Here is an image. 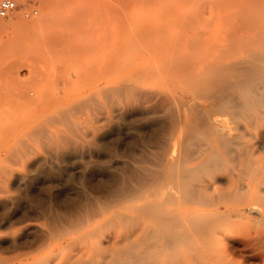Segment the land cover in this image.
<instances>
[{
	"label": "rangeland",
	"instance_id": "374dc122",
	"mask_svg": "<svg viewBox=\"0 0 264 264\" xmlns=\"http://www.w3.org/2000/svg\"><path fill=\"white\" fill-rule=\"evenodd\" d=\"M74 1L28 0L0 18V264H196L187 251L154 250L161 240L149 233L167 216L203 210L226 213L228 230L222 238L234 264H264V96L250 95L261 100L220 117L232 131L234 159L226 156L215 169L216 185L227 189L229 177L240 179L241 190L230 197L235 201L219 208L217 203L206 208L185 203L164 164L167 155L185 157V147L193 155L204 142L194 120L202 102L195 106L193 98L199 97L203 74L198 67L174 74L171 67L183 58L198 62L214 55L216 39L230 27L229 0H162L160 5L157 0ZM250 1V12H264V0ZM177 39L187 41L190 50L173 44ZM195 40L199 44H192ZM165 91L178 103L157 94ZM178 105L187 116L182 110L179 114ZM170 118L177 120L173 126ZM37 124L44 126L45 136L32 132ZM168 132L174 135L171 141ZM24 141L28 149H22ZM157 141L165 144L154 146ZM156 147L170 151L162 154ZM247 182L252 184L248 191Z\"/></svg>",
	"mask_w": 264,
	"mask_h": 264
},
{
	"label": "bare ground",
	"instance_id": "6f19581e",
	"mask_svg": "<svg viewBox=\"0 0 264 264\" xmlns=\"http://www.w3.org/2000/svg\"><path fill=\"white\" fill-rule=\"evenodd\" d=\"M73 2H75L74 0H72ZM150 1V0H149ZM168 1V0H167ZM181 1V0H179ZM157 2H159L158 4H162V0L161 3L159 0H157ZM250 0H229V11L230 12V27L228 30H226L227 33L222 35L219 34L218 38L216 39L215 42V46H216V52L214 53V55L210 58L207 57V59L202 58L199 59L201 61L198 62H194V61H178L179 63H175L176 65H173L171 67L173 73L175 71L180 72L183 71L185 69H189L193 67V70H195V67H198L197 70H199V75L202 73L203 76H199L200 80H199V91L197 92V94L199 95V99H202V101L200 100H196L198 98H196L194 95V101L197 103L195 104V106L199 105V103H201L200 105V110H196L198 112L197 115L193 118H195L194 120H196V126L201 130L202 134L204 137H202V140L204 139V142H202L199 147H197V152L193 155L191 154H187L188 152L190 153V151H188L186 153V147L184 148L183 152H185V157H184V153L183 156L178 155L180 157H174L170 155H167L168 153L166 151H168V149L166 151H164L163 153H167L166 155L169 156L166 159L164 157V164H165V171L168 168V170H172V176L173 181H172V188L175 190H178L179 192H183L184 194V198L183 200L185 201V203H193V204H198L200 207L206 208L207 206H211L215 203H217V207L219 206V204H224V203H228V202H233L235 201L234 198L230 199L232 193L235 192H239L241 189L238 188V184H240V179H236L233 180L231 179V177L228 178L227 183H228V188L225 189L224 188H220L219 186H217V173H215V169L218 168V166L227 161L226 156H229L228 159L232 160L234 159V155H233V151L232 149L229 147V144L232 142L230 138V132L228 129H226L225 125L223 124V122L225 123V121H221L220 117L221 115L223 116L225 113H230V110L234 109L236 110H240L241 112L248 109L249 106L259 102L261 99L260 98H256L254 100H251L250 95H263L264 96V12H250ZM165 3V0H164ZM156 3V5H158ZM143 5V4H142ZM150 5V4H149ZM180 5V4H179ZM125 6V5H124ZM218 6V5H217ZM256 6V5H255ZM259 6V4H258ZM167 7V5L165 6ZM123 8V7H122ZM169 8V7H168ZM167 9V8H166ZM264 9V8H262ZM162 10V9H160ZM163 11V10H162ZM161 11V12H162ZM168 11V9H167ZM261 11V10H260ZM170 12V11H168ZM29 20V19H28ZM27 20V21H28ZM70 20V19H69ZM31 24V23H29ZM28 25V24H27ZM31 26V25H29ZM28 26V27H29ZM229 26V25H228ZM227 26V27H228ZM53 32H55L53 30ZM51 32V33H53ZM220 32V31H219ZM223 33V32H222ZM49 35V34H47ZM59 36V35H57ZM61 36V35H60ZM55 37V36H54ZM77 38V36H74V38ZM57 38V37H56ZM59 40L64 37H58ZM67 39L69 37H66ZM72 38V37H71ZM54 39V38H53ZM61 39V40H62ZM56 41V40H55ZM63 41V40H62ZM94 41V40H93ZM177 41V43H176ZM183 41V40H181ZM180 40H175L173 42L176 43V45L181 47H185L186 42H181ZM191 42H193L192 40H190ZM61 42V41H58ZM68 42L69 39H68ZM81 42V41H80ZM97 41H95L96 44ZM180 42V45H179ZM198 42V40H197ZM196 40L194 41L195 44L197 43ZM200 42V41H199ZM198 42V44H199ZM208 42V41H207ZM63 43V42H62ZM78 43V42H77ZM203 43L205 42V39L203 40ZM70 44V43H69ZM73 44V42H72ZM75 44V43H74ZM190 44V42H189ZM65 45V44H64ZM80 45V43H79ZM82 45V44H81ZM87 45V44H86ZM91 45V44H90ZM89 45V46H90ZM93 45V44H92ZM175 45V46H176ZM185 45V46H183ZM196 45V44H195ZM195 45H191L195 47ZM53 46V45H52ZM85 46V44L83 45ZM97 46V44H96ZM187 46H189L187 44ZM186 46V47H187ZM72 47V46H71ZM88 47V46H87ZM99 47V46H98ZM96 47V49L98 48ZM169 47V46H168ZM69 48V47H68ZM81 48V47H80ZM86 48V47H85ZM89 48V47H88ZM87 48V49H88ZM163 48V47H162ZM189 47H187V50ZM197 48V46H196ZM195 48V49H196ZM72 49V48H71ZM83 49V48H82ZM91 48H89L90 50ZM93 49V48H92ZM99 49V48H98ZM168 49V48H167ZM173 49V48H172ZM171 49V50H172ZM65 50V49H64ZM67 50V48H66ZM74 50V49H73ZM89 50H87V52H89ZM100 50V49H99ZM164 50V49H163ZM166 50V49H165ZM170 50V49H168ZM170 50V52H171ZM71 51V50H70ZM91 51V50H90ZM98 51V50H97ZM175 51H178L177 49ZM175 51L173 50V52L175 53ZM57 52H59L57 50ZM62 52V51H61ZM75 52V51H74ZM73 52V53H74ZM84 52V51H82ZM164 52V51H162ZM169 52V51H168ZM53 53V52H52ZM72 53V54H73ZM167 53V51H166ZM178 53V52H177ZM190 53V52H189ZM89 54V53H88ZM164 54V53H163ZM162 54V55H163ZM193 54V53H192ZM191 54V55H192ZM71 55V53H70ZM78 55V54H77ZM161 55V56H162ZM168 55V54H167ZM171 56V54H169ZM177 55V54H176ZM180 55V53H179ZM186 55V54H185ZM190 55V56H191ZM69 56V55H68ZM74 56V55H72ZM81 57V55H78ZM84 56V55H83ZM169 56V59L171 58ZM174 56V55H173ZM168 57V56H167ZM176 57V56H175ZM183 57V56H182ZM189 57V56H188ZM78 57V59H80ZM153 58V57H152ZM192 58V57H191ZM97 59V57H96ZM164 59V58H163ZM166 59V58H165ZM186 60V59H184ZM64 61H66L64 59ZM70 61V60H69ZM75 62H77L74 59ZM80 61V60H79ZM99 61V60H98ZM97 61V62H98ZM176 61V60H175ZM196 61V60H195ZM63 62V61H62ZM73 62V61H72ZM60 63V62H59ZM78 63V62H77ZM72 64H70L71 66ZM74 65V64H73ZM93 65V64H92ZM22 66V65H21ZM94 66V65H93ZM171 66V65H170ZM92 67V66H91ZM55 68V67H54ZM87 68V67H86ZM90 68V67H89ZM94 68V67H93ZM195 68V69H194ZM56 69V68H55ZM77 69V68H76ZM80 69V66H79ZM159 69V68H158ZM78 70V69H77ZM95 70V69H94ZM143 70V69H142ZM148 70V68H147ZM34 71V69L32 70ZM57 71V69H56ZM60 71V70H59ZM67 71V70H66ZM65 71V72H66ZM75 71V70H74ZM87 71V70H86ZM164 71V70H163ZM166 71V70H165ZM192 71V70H191ZM61 72V71H60ZM77 72V71H76ZM80 72V71H79ZM155 72V71H154ZM159 72V71H158ZM167 72V71H166ZM184 72V71H183ZM188 72V71H187ZM34 73V72H33ZM52 73V72H51ZM81 73V72H80ZM163 73V72H162ZM66 74V73H64ZM140 74V73H139ZM175 74V73H174ZM201 74V75H202ZM35 75V74H34ZM79 75V74H78ZM155 75V74H154ZM181 75V73H180ZM211 75V76H210ZM32 76V75H31ZM30 76V77H31ZM161 76V75H160ZM165 76V75H164ZM169 76V74H168ZM193 76V75H192ZM145 77V75H144ZM174 77V75H173ZM15 77H13L12 79H14ZM177 78V77H176ZM18 79V78H17ZM164 79H171V78H164ZM163 79V80H164ZM16 81V80H15ZM13 81V83L15 82ZM19 81V80H17ZM22 81V80H21ZM30 81V80H29ZM28 81V82H29ZM67 81V80H65ZM64 81V83H65ZM171 81V80H170ZM169 81V82H170ZM178 81V80H176ZM172 82V81H171ZM198 82V80H197ZM11 83V81H10ZM18 85L15 84V86L19 87L21 86V84H23V82L18 83L16 82ZM32 83V82H30ZM20 84V85H19ZM66 84V83H65ZM172 84V83H171ZM174 84V83H173ZM13 85V84H12ZM25 85H27V82L25 83ZM25 85H22L21 87H25ZM28 86V85H27ZM29 86H32L29 85ZM128 86V85H127ZM173 86V85H172ZM253 86V87H251ZM164 87V86H163ZM14 88V87H13ZM28 88V87H27ZM30 88V87H29ZM28 88V89H29ZM128 88V87H125ZM191 88V87H190ZM22 89V88H21ZM104 89V88H103ZM132 89V87H131ZM19 90V88L17 89V91ZM32 90V89H31ZM30 90V91H31ZM101 90V88H100ZM106 90V89H104ZM124 90V89H123ZM129 90H130V86H129ZM147 90V89H146ZM166 90V87H165ZM21 91V90H19ZM24 91V89H23ZM22 91V92H23ZM29 91V90H26ZM25 91V92H26ZM97 91V90H96ZM95 91V92H96ZM122 91V90H121ZM144 91V90H143ZM155 94V90H152ZM192 91V90H191ZM197 91V90H196ZM12 92V91H11ZM11 92H8L11 93ZM22 92H17L18 95L21 94ZM105 92V91H104ZM127 92V89H126ZM131 92H133L131 90ZM140 92V91H139ZM150 90V93H153ZM159 92V91H158ZM172 92V91H171ZM175 92V90H174ZM129 94V92H127ZM134 93V92H133ZM141 93H143L141 91ZM140 93V94H141ZM145 93V92H144ZM166 94V91L163 93H157L159 96H162L163 94ZM192 93H196V92H192ZM7 94V95H8ZM13 94V93H12ZM10 94V95H12ZM28 93H24V99L28 100ZM147 94V93H145ZM162 94V95H161ZM165 94L163 96H165ZM196 94V95H197ZM5 95V96H7ZM95 95V94H94ZM104 95V94H103ZM127 95V94H126ZM149 95V94H147ZM152 94H150L149 97L152 98L151 96ZM156 95V94H155ZM153 95V96H155ZM169 97H171L172 95L170 94H166ZM180 95V94H179ZM14 96V95H13ZM12 96V97H13ZM23 96V95H22ZM31 96V95H30ZM96 96V95H95ZM132 96V95H131ZM158 96V97H159ZM162 96V97H163ZM168 96H166L164 99H166ZM174 96V95H173ZM171 97V101L174 103L178 98V97ZM191 96V94H190ZM15 97V96H14ZM106 97V96H105ZM148 97V96H147ZM160 97V98H162ZM255 97V96H254ZM4 98V97H3ZM10 98V97H9ZM8 98V99H9ZM23 98V97H22ZM146 98V97H145ZM158 98V100L160 99ZM190 98V97H189ZM192 98V99H193ZM263 98V97H262ZM91 99V97H89V100ZM96 99V98H95ZM103 99V98H102ZM143 99V98H142ZM157 99V98H156ZM187 99V98H186ZM1 100V99H0ZM7 100V97L6 99ZM13 100V99H12ZM32 100V99H31ZM86 100V99H85ZM92 100V99H91ZM144 100V99H143ZM161 100V99H160ZM167 100V99H166ZM182 100V98H181ZM29 101V100H28ZM36 101V100H35ZM94 101V98H93ZM171 101L166 102V103H171ZM190 101V100H188ZM1 102V101H0ZM6 102V101H4ZM9 102V101H8ZM11 102V101H10ZM9 102V103H10ZM13 102V101H12ZM16 104H20V102L18 103L17 101H15ZM85 102V101H84ZM97 102V101H94ZM193 102V101H192ZM2 103V102H1ZM30 103V102H29ZM33 103V102H32ZM80 103V107H81V103H83L82 101L79 102ZM176 103H178L176 101ZM190 105L191 102H189ZM3 104V103H2ZM60 103H58L57 105H59ZM77 104V103H76ZM161 104V103H160ZM188 105V104H187ZM264 105V104H263ZM8 106V105H7ZM10 106V105H9ZM21 108V105H19ZM75 106V105H74ZM91 106V105H89ZM100 106V104H99ZM172 106H174L172 104ZM4 107V105H3ZM11 107V106H10ZM18 107V106H15ZM71 107V106H70ZM77 107V106H76ZM101 107V106H100ZM163 107V106H162ZM183 107V104H182ZM264 107V106H263ZM19 108V109H20ZM174 108H176V106H174ZM181 108L180 105H178V109ZM253 108V107H252ZM3 109V108H1ZM14 109V108H13ZM17 109V108H16ZM15 109V110H16ZM74 109V108H73ZM76 109V108H75ZM74 109V110H75ZM91 109V107H90ZM177 109V108H176ZM189 109V108H188ZM196 109V108H193ZM191 109V111L193 110ZM14 110V111H15ZM78 110H80L78 108ZM77 110V111H78ZM166 110V109H165ZM183 109H179V111ZM234 110L232 112H234ZM253 111V109H251ZM70 111V109H69ZM170 112V110H167ZM165 111V113L167 112ZM185 111V110H184ZM183 111V112H184ZM260 111V110H259ZM40 112V111H39ZM66 112V111H65ZM71 112V111H70ZM75 113V111H73ZM83 112V111H82ZM168 112V113H169ZM178 113V111H175ZM186 112V111H185ZM184 112V114H185ZM19 114V112H16ZM34 113V112H33ZM148 113V112H147ZM176 113V114H177ZM181 113V111L179 112V114ZM235 113V112H234ZM59 114V113H58ZM72 114V113H71ZM171 114V112H170ZM169 114V115H170ZM175 113H173L172 115H174ZM17 115V114H16ZM60 115V114H59ZM82 115V114H81ZM178 115V114H177ZM176 115V116H177ZM186 115V114H185ZM227 115V114H226ZM64 116V115H63ZM171 116V115H170ZM174 115V117H176ZM187 116V115H186ZM18 117V116H17ZM59 117V116H58ZM77 117V116H76ZM80 117V116H79ZM62 118V117H60ZM67 118V117H66ZM65 118V120H66ZM74 118V117H73ZM178 118L180 119V117L178 116ZM182 118V116H181ZM228 118V117H227ZM50 119V118H49ZM58 119V118H57ZM64 119V118H62ZM172 118H170L171 120ZM192 119V118H191ZM13 120V119H12ZM10 120V121H12ZM52 120V119H51ZM55 120V118H54ZM53 120V121H54ZM68 120V118H67ZM66 120V121H67ZM82 120V119H81ZM167 120V119H166ZM176 120V119H175ZM172 122L171 120V125H174V121ZM183 120V119H182ZM187 120V119H186ZM56 121V120H55ZM62 121V120H61ZM87 121V119H86ZM177 121V120H176ZM175 121V122H176ZM185 121V119H184ZM83 122V121H82ZM180 122V121H179ZM188 122V121H187ZM190 122V120H189ZM72 123V122H71ZM70 123V124H71ZM80 123V122H79ZM182 123H184L182 121ZM49 124V123H47ZM46 124V125H47ZM73 124V123H72ZM71 124V125H72ZM82 124V123H81ZM179 124V123H178ZM195 124V123H194ZM19 125V124H18ZM24 125V124H23ZM41 125V124H40ZM45 125V124H44ZM64 125V124H63ZM74 125V124H73ZM83 125V124H82ZM170 125V126H171ZM176 125V124H175ZM185 127V124H182V127ZM189 125V124H188ZM14 126V125H13ZM22 126V125H21ZM39 124H37V126L35 125V127L32 129V132L37 130L38 133L42 132L41 136H45L44 135V131L43 130L44 126L38 127ZM48 126V125H47ZM69 126V125H68ZM84 126V125H83ZM190 126V125H189ZM192 126V125H191ZM194 126V125H193ZM18 127V126H17ZM20 127V126H19ZM81 127V126H80ZM78 127V128H80ZM169 127V126H168ZM188 126L186 125V128ZM13 128V127H12ZM21 128V127H20ZM42 128V129H40ZM66 128V125H65ZM83 128V127H82ZM176 128V127H174ZM185 128V129H186ZM193 129H195L196 127H192ZM69 129H72L69 128ZM170 130V128H168ZM189 129V128H188ZM14 130V129H13ZM28 130V129H27ZM46 130V129H45ZM62 130V129H60ZM177 130V129H176ZM183 130V129H182ZM192 129L187 130V132H189ZM199 130V131H200ZM15 131V130H14ZM174 131V130H173ZM171 131V132H173ZM57 132V131H56ZM62 132H64L62 130ZM170 132V131H169ZM167 135V139L168 138H174L171 134ZM176 132V131H174ZM173 132V133H174ZM193 132V130L191 131ZM191 132H189V136L194 135ZM194 132H197V130L195 129ZM193 132V133H194ZM47 133V132H46ZM53 133V132H52ZM59 133V132H58ZM172 133V134H173ZM178 133V132H177ZM185 133V131H184ZM159 134V133H158ZM166 134H167V129H166ZM197 134V133H196ZM53 135V134H52ZM65 135V134H64ZM171 135V136H169ZM198 135V134H197ZM182 136V134H181ZM196 136V135H194ZM52 137V136H51ZM193 137V136H191ZM199 136H197L196 138H198ZM44 138V137H43ZM49 138V137H46ZM45 138V139H46ZM59 138V137H58ZM163 137H160V139ZM184 138V137H183ZM195 139V137H193ZM201 138V136H200ZM171 139H168L171 141ZM179 139V138H178ZM185 139H187L186 137L184 138L183 141H185ZM20 140V139H18ZM42 140V139H41ZM52 140V139H51ZM163 140V139H162ZM182 140V139H181ZM150 141H152L150 139ZM154 141V140H153ZM166 141V140H164ZM39 142V141H38ZM158 142V141H157ZM160 142V141H159ZM155 143L154 146L156 144L160 143ZM163 142V141H162ZM190 142V140L188 141ZM187 142V143H188ZM25 141L23 142V146L25 149L27 146L26 144H24ZM164 143V142H163ZM161 143V145L163 144ZM184 143V142H183ZM182 143V144H183ZM186 143V142H185ZM196 143V142H195ZM165 144V143H164ZM28 145V144H27ZM153 145V144H152ZM160 145V146H161ZM21 146V144H20ZM164 146V145H163ZM162 146V147H163ZM167 145H165L166 147ZM188 146V145H187ZM30 147V146H29ZM164 147V148H165ZM184 147V146H183ZM158 148V147H156ZM163 148V149H164ZM167 148V147H166ZM170 148V147H169ZM189 148V147H188ZM28 149V148H26ZM161 150V148H158ZM181 149V147H180ZM175 152H176V146H175ZM191 150V149H189ZM19 151V150H18ZM27 151V150H26ZM170 151V150H169ZM168 151V152H169ZM126 152V151H125ZM178 152V151H177ZM22 153V152H20ZM127 153V152H126ZM162 153V150L161 152ZM159 153V154H160ZM162 153V154H163ZM171 154L173 152H170ZM179 153V152H178ZM159 155V156H163V155ZM187 157V158H186ZM163 158V157H162ZM185 159L183 161H181L180 159ZM237 158L238 154H237ZM135 159V158H134ZM145 160V159H144ZM193 160H195V163H193ZM153 163V162H152ZM163 163V162H162ZM160 164V163H159ZM158 164V167H159ZM163 164V165H164ZM151 165V164H150ZM152 166V165H151ZM157 166V165H154ZM161 166V165H160ZM142 167V165H141ZM124 168V167H123ZM149 167H143L141 169H146L149 171H152V169L150 170ZM170 168V169H169ZM172 168V169H171ZM257 168V166H256ZM139 169V168H138ZM260 169V168H259ZM159 171V168L157 169ZM156 170V171H157ZM156 171H153V174H156ZM255 171V169L253 170ZM155 172V173H154ZM150 173V172H149ZM152 174V175H153ZM167 174V173H165ZM146 175V174H144ZM149 175V174H148ZM159 175V173L157 172L156 176ZM162 175V174H161ZM169 175V174H168ZM171 175V174H170ZM155 176V177H156ZM163 176V175H162ZM149 177V176H148ZM154 177V175H153ZM160 176H157V178ZM155 178V179H157ZM164 178V177H162ZM161 178V179H162ZM152 179V178H151ZM159 180V179H157ZM172 180V179H171ZM195 181V182H192ZM143 182V181H142ZM253 183V182H252ZM138 184V183H137ZM168 184V183H167ZM171 184V183H170ZM169 184V185H170ZM252 184H250L249 182H247L246 184V189L247 191L250 190ZM163 186V185H161ZM171 188V187H170ZM120 189V188H119ZM133 190V189H131ZM174 190V191H175ZM120 191V190H119ZM136 191V190H135ZM134 191V193H135ZM151 191V190H150ZM170 191V189H169ZM125 192V191H124ZM132 192V191H131ZM173 192V191H172ZM123 193V192H122ZM141 193V192H140ZM139 193V194H140ZM149 193V192H148ZM171 193V192H170ZM167 194V193H166ZM169 194V193H168ZM117 195V193H116ZM128 195V194H127ZM182 195V196H183ZM134 196V195H133ZM172 196L169 194V197ZM135 197V196H134ZM166 197V196H165ZM168 197V196H167ZM129 198V197H127ZM131 198V197H130ZM171 198V197H170ZM126 199V198H125ZM118 201V200H117ZM82 206V205H81ZM225 206V205H224ZM222 206V208H226L227 206ZM95 207V206H94ZM147 207V206H146ZM92 208V207H91ZM147 208H151L148 207ZM219 208V207H218ZM90 210V209H88ZM92 210V209H91ZM224 210H222L221 212L218 210H215L213 214L209 215L207 213L204 212V210L201 211H196L195 215H191V213H186L185 212H180L177 213L175 215V217L172 215L171 216H165L166 218H164V216H162L164 219L163 220H156V224L157 226H155L153 228V230L149 233L150 236L155 237L160 239L161 241L157 244L156 242V247L154 250L159 249L160 250H164L165 251H170V249L172 248V250L175 251H179V252H186L184 253L187 256L194 257L195 258V262L196 264H234L232 259L230 257H228L227 255V248H226V243L224 242V238H222L224 235H226L225 233L228 230V226L226 225L228 222H226L225 224V212H223ZM89 212V211H88ZM95 213V212H92ZM204 213V214H202ZM225 213V214H224ZM98 214V212H97ZM90 215V214H89ZM162 215V214H161ZM170 215V213H169ZM91 216V215H90ZM151 216V215H150ZM229 216V215H228ZM227 216V217H228ZM156 217V216H155ZM159 217V215H158ZM174 217V218H173ZM200 217V218H199ZM178 218V219H177ZM181 220H180V219ZM162 219V218H161ZM177 219V220H175ZM199 219V220H197ZM83 220V219H82ZM180 220V221H179ZM81 221V220H80ZM178 221V222H176ZM79 222V221H78ZM71 223V222H70ZM81 223V222H80ZM78 224V223H77ZM73 225V224H72ZM74 226V225H73ZM71 227V226H70ZM148 227V226H147ZM39 231V230H38ZM142 231V230H141ZM163 231V232H161ZM141 232H138V235ZM162 233V234H161ZM142 236V235H141ZM129 237V236H128ZM136 237L138 238V236L136 235ZM140 238V237H139ZM142 238V237H141ZM144 238V236H143ZM152 239V238H151ZM150 239V240H151ZM158 239H155L158 241ZM149 240V239H148ZM154 240V239H152ZM141 241V240H139ZM148 242V241H146ZM153 245V241L151 246ZM115 246V245H114ZM113 246V247H114ZM150 246V248H151ZM262 246V245H261ZM148 248V247H147ZM115 249V247H114ZM119 249V248H118ZM145 249V248H144ZM125 251V250H124ZM157 251V250H156ZM159 252V251H158ZM264 254L261 253V257ZM153 256V255H152ZM155 256H153L152 258H154ZM141 258V257H140ZM139 259V258H138ZM142 259V258H141ZM145 259V258H144ZM181 261L180 263H182L183 259L180 258ZM179 257H178V262H179ZM188 260H190L187 257ZM137 260V258H135V261ZM133 261H134V257H133ZM134 261V262H135ZM156 261V260H155ZM154 261V262H155ZM158 261V260H157ZM122 262V261H121ZM124 262V261H123ZM143 263H145L144 261H142ZM165 262V261H164ZM82 263V262H81ZM94 263V262H93ZM107 263V262H106ZM142 264L141 261L139 262H135V264ZM167 263V262H166ZM83 264V263H82ZM89 264V263H88ZM98 264V263H96ZM108 264V263H107ZM110 264V263H109ZM111 264H113L111 262ZM115 264V263H114ZM132 264V263H131ZM165 264V263H164ZM170 264V263H169Z\"/></svg>",
	"mask_w": 264,
	"mask_h": 264
},
{
	"label": "built area",
	"instance_id": "2783aa9c",
	"mask_svg": "<svg viewBox=\"0 0 264 264\" xmlns=\"http://www.w3.org/2000/svg\"><path fill=\"white\" fill-rule=\"evenodd\" d=\"M28 0H0V18L9 17L18 7Z\"/></svg>",
	"mask_w": 264,
	"mask_h": 264
}]
</instances>
